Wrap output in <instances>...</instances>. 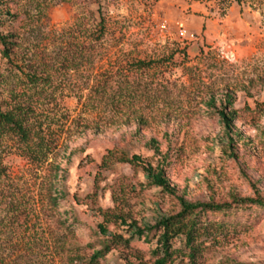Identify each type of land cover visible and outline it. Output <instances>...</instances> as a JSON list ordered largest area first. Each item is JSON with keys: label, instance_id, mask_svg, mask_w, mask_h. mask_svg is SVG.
Returning a JSON list of instances; mask_svg holds the SVG:
<instances>
[{"label": "rangeland", "instance_id": "rangeland-1", "mask_svg": "<svg viewBox=\"0 0 264 264\" xmlns=\"http://www.w3.org/2000/svg\"><path fill=\"white\" fill-rule=\"evenodd\" d=\"M13 28L25 73L51 78L37 108L45 153L0 136V264L88 259L111 237L99 208L144 228L178 214L181 199L264 198V0H0V31ZM0 78L5 110L15 93L33 94L1 54ZM228 95L239 111L233 141L209 107ZM115 147L143 162L106 169ZM228 220L203 264H264V208ZM133 247L148 259L146 242ZM123 255L114 248L101 264H129Z\"/></svg>", "mask_w": 264, "mask_h": 264}, {"label": "trees", "instance_id": "trees-1", "mask_svg": "<svg viewBox=\"0 0 264 264\" xmlns=\"http://www.w3.org/2000/svg\"><path fill=\"white\" fill-rule=\"evenodd\" d=\"M102 23L99 39L103 37L105 31L104 18ZM19 40L20 33L15 28L0 31V54L10 67L18 69L26 76L29 90L33 91V94L27 91L15 93L14 102L8 105L6 110L0 102V136L16 137L27 146L30 155L39 158L45 153L46 145L39 131L37 108L41 99L40 91L50 83L51 77L48 75L43 77L35 71L25 73L23 65L25 66L26 61H22L18 54L21 46ZM144 64L140 63L139 66ZM209 107L216 110L215 113L224 123L230 140L233 141L231 133L234 121L239 119V111L233 108V97L228 95L227 99L222 100L220 107H217L216 99L212 98ZM131 160L140 164L143 162L140 156L133 155L130 159L125 150L115 147L104 157L103 166L107 169L114 163H128ZM145 172L155 186L171 192L163 170L146 165ZM180 202L182 209L178 214L162 217L154 226L144 228L139 227L135 221L129 222L122 210L99 208L98 213L104 218V222L98 224V228L102 235L111 237L101 250L94 252L88 259L80 260L78 264H101V260L114 248H122L123 258L129 264H203L206 242L211 233L216 229L223 231L229 227L231 221L228 218L238 213L240 209L264 208L262 196L246 199L234 197L231 203H190L184 199ZM117 221L124 226L125 233H131L129 237H125L124 233L109 231L106 224ZM135 241L146 242L149 248L148 259L132 248Z\"/></svg>", "mask_w": 264, "mask_h": 264}]
</instances>
